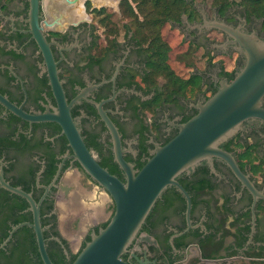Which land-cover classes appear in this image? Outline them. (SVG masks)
Listing matches in <instances>:
<instances>
[{
    "label": "flooded vegetation",
    "instance_id": "1",
    "mask_svg": "<svg viewBox=\"0 0 264 264\" xmlns=\"http://www.w3.org/2000/svg\"><path fill=\"white\" fill-rule=\"evenodd\" d=\"M69 1L40 0L38 29L50 46L67 102L73 103L72 119L87 149L123 182L113 137L98 106L120 133L124 159L139 171L156 145L172 140L177 126L197 114L196 106L216 93L221 82H232L244 67L246 58L236 40L212 25L224 24L264 41V13L259 6L249 11L244 0H229V6L193 2L195 13L168 25L180 33L181 47H186L189 58L184 63L189 74L181 77L185 81L196 77L200 85L162 100L157 94L164 81L151 73L152 59L137 38L133 21L123 20V0ZM30 8V0H0V97L36 117L54 113L59 104L50 81L51 67L32 34ZM104 17L117 27L109 41L100 25ZM222 149L232 153L239 166L244 162L242 155L254 153L255 165L264 170V123L247 121ZM73 154L60 124L19 117L0 103V172L7 184L31 194L37 203L44 199L40 215L46 245L54 252L63 251L68 260L82 251L93 232L109 224L115 212L110 195L100 190ZM214 164L216 173L203 163L180 176L196 185L189 194L190 228L187 202L177 189L157 201L153 223L141 232L134 247L141 260L148 264H210L208 260L214 261L211 264H264V200H257L252 235L253 196L224 162L215 159ZM206 167L208 174L202 172ZM250 170L246 167L245 173L264 194V172L253 175ZM204 178L207 184L201 182ZM18 219L33 222L30 205L0 182V228L12 230L19 225L15 224ZM140 238L144 240L139 243ZM17 239L10 249L19 245ZM128 256L132 264H139Z\"/></svg>",
    "mask_w": 264,
    "mask_h": 264
},
{
    "label": "water",
    "instance_id": "2",
    "mask_svg": "<svg viewBox=\"0 0 264 264\" xmlns=\"http://www.w3.org/2000/svg\"><path fill=\"white\" fill-rule=\"evenodd\" d=\"M74 2L79 3V0ZM30 7L32 34L51 67L50 81L59 108L54 113L48 112L44 115L29 117L2 97H0V103L19 117L35 122L50 121L60 124L73 150V159L98 184L101 191L110 195L115 204V212L109 224L101 228L98 233L91 234V240L86 243L72 264H132L130 261L123 260V257L127 255L139 264H148L149 261L140 259L134 247L157 201L168 188H176L186 199V215L190 228L192 199L179 183L178 178L195 171L203 163L208 164L212 172L216 173L215 159L224 162L242 186L253 196V235L257 225L255 206L258 199L264 200V194L250 179V174L242 171L234 155L223 150L222 146L236 137L247 121L260 120L264 123V41L255 35L243 34L239 29L224 24L215 22L212 25L236 40L239 44L238 51L246 58L245 65L232 82H221L216 93L196 106L197 114L186 123L177 126L178 134L172 140L164 146L156 145L151 157L139 171H136L134 165L124 159L125 152L122 149L120 133L101 106H98L100 115L113 137L115 161L125 174V182H123L104 169L98 163L97 155L87 149L80 130L72 119L70 108L73 103L67 102L55 70L50 46L38 29L40 0H30ZM0 182L2 188L26 199L33 213V222L21 223L13 227L8 238L0 246V250L7 246L16 231L22 227H30L35 233L43 263L53 264L41 224L40 206L44 199L37 203L31 194L20 188L11 187L5 182L1 172ZM207 262L211 264L214 261Z\"/></svg>",
    "mask_w": 264,
    "mask_h": 264
},
{
    "label": "trees",
    "instance_id": "3",
    "mask_svg": "<svg viewBox=\"0 0 264 264\" xmlns=\"http://www.w3.org/2000/svg\"><path fill=\"white\" fill-rule=\"evenodd\" d=\"M195 1L197 0H123L121 3L123 20L127 19L130 22L133 21L135 24L133 27L137 38L140 40L141 44L146 45L148 48L147 52L150 54V58L152 59L150 62V68L152 70L151 73L156 77H161L164 81L163 86L157 94V97L160 98L161 96L162 100L167 96L170 99L173 94H185L188 88L191 89V91L195 89L197 90L200 85L199 80L196 77L185 81L171 66L170 54L172 52V48L162 36V29L165 25L180 21L183 15H191L192 13H195L192 7V3ZM211 5L229 6L230 2L229 0H213ZM243 5L249 11L257 5L261 9V12L264 13V0H244ZM100 25L105 29L108 41L110 40L111 35L117 33V27L109 17L101 18ZM125 26L130 29L128 25ZM191 118H187L186 121H189ZM253 154L248 151L241 156V159L244 162H240V168L244 172H246V167L251 168V173L253 175H258L259 173L264 172V170L255 165L257 158H255ZM202 172L204 174H208L210 173V169L206 167L202 169ZM206 180L207 178H204L201 182L207 184ZM178 181L189 194H193V189H196L195 183L192 184L190 182L189 184L188 182H184L181 178H178ZM209 187L211 188L213 186ZM175 191L176 188L174 187L168 188L163 195H165V197L171 196L170 193ZM193 204H197L195 197L193 198ZM153 212L154 209L148 217L142 231L148 230V226L153 223ZM21 222L22 221L18 219L15 224H20ZM237 223L238 221L235 224ZM10 230L11 228H0V245L7 239ZM227 233L229 234L230 231ZM17 237V240H20L19 245L10 249L14 239ZM241 245L242 242L239 243L240 247ZM47 250L53 264H72L78 256H71L68 260L63 251L54 252L51 250L50 244L48 245V243ZM152 250H155V248H152ZM7 252H10V254ZM262 254L263 253H256L258 257H263ZM206 257H211L209 252L206 254ZM123 260L129 261V256H124ZM0 264H44L38 250L35 233L31 228L22 227L14 234L13 239L9 242L5 249L0 251Z\"/></svg>",
    "mask_w": 264,
    "mask_h": 264
},
{
    "label": "rangeland",
    "instance_id": "4",
    "mask_svg": "<svg viewBox=\"0 0 264 264\" xmlns=\"http://www.w3.org/2000/svg\"><path fill=\"white\" fill-rule=\"evenodd\" d=\"M198 3L201 4H208L212 6L213 0H197ZM122 22V21H121ZM162 36L165 41L168 42V44L172 48V52L170 54V63L171 66L175 69V71L182 77L188 76L187 66H185L184 63H186L189 58L187 56L186 47L181 44L182 37L179 32L175 31L173 28H170V26L167 24L162 29ZM144 238L139 239V243L143 242Z\"/></svg>",
    "mask_w": 264,
    "mask_h": 264
}]
</instances>
